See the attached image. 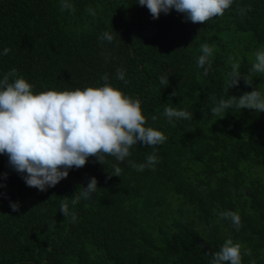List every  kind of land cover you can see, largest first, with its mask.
Wrapping results in <instances>:
<instances>
[{"label":"trees","instance_id":"obj_1","mask_svg":"<svg viewBox=\"0 0 264 264\" xmlns=\"http://www.w3.org/2000/svg\"><path fill=\"white\" fill-rule=\"evenodd\" d=\"M71 2L70 12L61 0H0V53L11 50L0 55V78L15 68L38 94L102 87L107 74L111 86L141 100L145 126L167 140L155 149L134 145L124 162L108 156L103 165L90 157L43 192L0 155V264H211L229 238L241 245L242 264H264V113L210 112L220 99L264 93V74H253L252 86L241 79L233 88L228 77L234 62L249 74L254 53L264 49V0H235L207 24L174 9L153 19L138 0ZM104 32L113 33L111 43L100 41ZM205 43L214 48L207 75L197 66ZM117 69L129 83L116 78ZM167 107L192 119L169 123ZM153 152L154 170L130 167L129 160L142 164ZM92 177L97 191L73 205ZM65 199L75 222L60 212ZM226 210L241 216L239 231L221 219Z\"/></svg>","mask_w":264,"mask_h":264},{"label":"clouds","instance_id":"obj_2","mask_svg":"<svg viewBox=\"0 0 264 264\" xmlns=\"http://www.w3.org/2000/svg\"><path fill=\"white\" fill-rule=\"evenodd\" d=\"M234 3L235 0H138V4L146 7L153 19H159L161 13L170 14L174 9L184 14L186 21L194 24H207L214 18L223 17ZM61 8L75 11L71 0H61ZM88 11L95 15L94 10ZM238 11L243 14L251 11V8H238ZM99 39L111 43L114 35L104 32ZM10 51L5 48L0 55H8ZM200 51L202 54L197 59V66L204 68V75H207L214 48L205 43ZM254 56L249 74H241L238 62L231 64L228 73L230 88L238 86L241 79L252 86V75L264 74V49L256 51ZM116 78L129 83L122 69H117ZM101 79L104 81L102 87L48 90L36 94L33 92L34 86L25 78L18 77L15 68L0 78V155L8 157L10 167L22 174L28 187L43 192L66 179L69 170L85 167L90 157H95L103 165L108 156L124 162L131 156L130 149L136 144L142 143L155 149L166 142L167 137L163 132L145 126L147 118L139 98L129 97L111 86L107 74ZM160 82L162 85L169 83L163 76ZM233 107L264 113V93L255 89L240 97L220 99L210 112L214 117L221 116ZM164 116L169 123L192 119L190 112L173 107L165 108ZM156 119V116L152 117L153 121ZM158 162L155 152L146 156L145 163L128 161L130 167L140 172L149 167L154 170ZM113 171L114 176H121L119 166L113 165ZM4 175L6 178L7 174ZM97 188L98 181L92 177L86 187L78 189L70 199L71 203L75 205L81 198L90 199ZM10 207L12 211L20 210L18 203H10ZM60 212L72 222L77 219L67 199L62 200ZM220 217L230 221L237 231L242 227L238 212L226 210L220 213ZM244 254L251 256V251L245 250ZM211 264H242L241 245L231 238L227 239L220 250L212 254Z\"/></svg>","mask_w":264,"mask_h":264}]
</instances>
